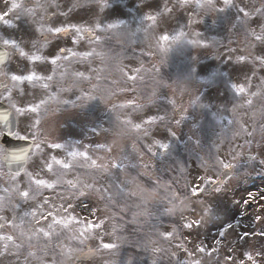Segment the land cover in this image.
I'll use <instances>...</instances> for the list:
<instances>
[{"label": "rangeland", "instance_id": "rangeland-1", "mask_svg": "<svg viewBox=\"0 0 264 264\" xmlns=\"http://www.w3.org/2000/svg\"><path fill=\"white\" fill-rule=\"evenodd\" d=\"M79 7L95 23L94 66L9 63L21 76L8 87L18 93L17 136L35 148L15 204V186L0 182V205L13 207L0 234L16 238L11 253L0 240V264H72L86 244L95 256L78 264H250L248 254L264 264V0ZM229 165L222 191H211Z\"/></svg>", "mask_w": 264, "mask_h": 264}, {"label": "flooded vegetation", "instance_id": "flooded-vegetation-1", "mask_svg": "<svg viewBox=\"0 0 264 264\" xmlns=\"http://www.w3.org/2000/svg\"><path fill=\"white\" fill-rule=\"evenodd\" d=\"M78 1L0 0V14L7 13L0 18V44H21L37 61L46 59L51 48H62V62H75L82 50Z\"/></svg>", "mask_w": 264, "mask_h": 264}, {"label": "water", "instance_id": "water-1", "mask_svg": "<svg viewBox=\"0 0 264 264\" xmlns=\"http://www.w3.org/2000/svg\"><path fill=\"white\" fill-rule=\"evenodd\" d=\"M0 124L2 130L1 144L5 147V154L2 157V161L5 163L7 170L11 173H20L23 169L26 157L31 149L32 143L29 140L23 139H11L15 131V124L12 114L0 104ZM231 168L226 169L222 173V177L219 181L223 180L230 174ZM218 181V182H219ZM220 185V184H219ZM214 189V187H212ZM89 249V247H87ZM93 255L92 251H87L79 255V260H87Z\"/></svg>", "mask_w": 264, "mask_h": 264}, {"label": "snow or ice", "instance_id": "snow-or-ice-1", "mask_svg": "<svg viewBox=\"0 0 264 264\" xmlns=\"http://www.w3.org/2000/svg\"><path fill=\"white\" fill-rule=\"evenodd\" d=\"M224 3L225 4H228L229 3V0H224ZM7 15V13H4V14H0V18H3V16H6ZM178 38V37H177ZM169 38L167 37V36H164L163 37V40L164 41H167ZM64 51V49H62V48H59L58 49V52H63ZM50 60L52 61V62H54V60H55V55H53V57L52 58H50ZM140 70L139 69H137L136 70V72L138 73ZM77 75L78 76H81V77H83L84 79H87V80H91V76H86L85 75V73H77ZM97 79H100V77L99 76H97L96 77ZM127 78L129 79V80H136L137 79V76L136 75H131V76H129V75H127ZM234 88H235V91L236 92H238V93H242V94H245L246 92H247V90L245 89V87L243 86V85H234ZM96 86H92V88H91V90H89V91H84L83 92V95L84 96H86L88 99H92L93 97H94V93L96 92ZM253 96L255 95V94H252ZM253 99L252 98H247L246 100H245V103H244V105H241L242 107H251L252 105H253ZM132 106H134V105H132ZM177 123H179V121H177ZM137 127H139V125H137ZM157 143L159 144L160 142L159 141H157ZM54 147H59V145H54ZM160 147H162V148H167L168 147V145H166V144H160ZM261 163H264V161H261ZM65 166H67V164H65ZM69 183H71V181H69ZM223 183V180H221V181H219V182H216L214 185H213V187L217 190V193H220L221 191H222V189H220L219 188V184H222ZM46 186H49L50 187V185H46ZM225 187H226V185H225ZM26 194V193H25ZM243 203H245V201H243ZM249 204H250V202H248ZM262 221H264V220H262ZM197 227L199 226L198 224L196 225ZM188 227H192V225H188ZM229 230H232V224H228V226L227 227H225V228H223L221 231H219L218 233H217V235L219 236V239L220 240H223L225 237H226V235H225V233H226V231H229ZM40 231L41 232H43L44 230L43 229H40ZM45 235H47L48 233L47 232H45L44 233ZM247 235H248V233H245V238H247ZM259 235L261 236V237H264V229H262L261 230V232L259 233ZM3 239H5V237H2V236H0V240H3ZM7 240H9V241H11L13 238L11 237V236H8L7 238H6ZM5 247H6V245H5ZM247 260L250 262V264H256V260H255V258L251 255V254H248L247 255Z\"/></svg>", "mask_w": 264, "mask_h": 264}, {"label": "trees", "instance_id": "trees-1", "mask_svg": "<svg viewBox=\"0 0 264 264\" xmlns=\"http://www.w3.org/2000/svg\"><path fill=\"white\" fill-rule=\"evenodd\" d=\"M140 253H142V252H140Z\"/></svg>", "mask_w": 264, "mask_h": 264}]
</instances>
